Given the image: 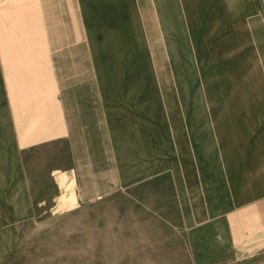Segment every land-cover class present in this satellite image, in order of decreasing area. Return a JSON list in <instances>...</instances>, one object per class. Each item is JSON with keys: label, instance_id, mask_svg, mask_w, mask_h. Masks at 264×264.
<instances>
[{"label": "rangeland", "instance_id": "rangeland-1", "mask_svg": "<svg viewBox=\"0 0 264 264\" xmlns=\"http://www.w3.org/2000/svg\"><path fill=\"white\" fill-rule=\"evenodd\" d=\"M0 264H264V0H0Z\"/></svg>", "mask_w": 264, "mask_h": 264}, {"label": "crops", "instance_id": "crops-1", "mask_svg": "<svg viewBox=\"0 0 264 264\" xmlns=\"http://www.w3.org/2000/svg\"><path fill=\"white\" fill-rule=\"evenodd\" d=\"M25 71H27L28 70V68H27V70L26 69H24ZM2 190H5V188L4 189H2Z\"/></svg>", "mask_w": 264, "mask_h": 264}]
</instances>
